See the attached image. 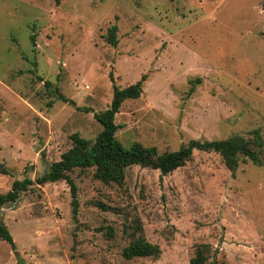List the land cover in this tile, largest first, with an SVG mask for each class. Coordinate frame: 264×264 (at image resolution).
Listing matches in <instances>:
<instances>
[{
    "label": "rangeland",
    "instance_id": "1",
    "mask_svg": "<svg viewBox=\"0 0 264 264\" xmlns=\"http://www.w3.org/2000/svg\"><path fill=\"white\" fill-rule=\"evenodd\" d=\"M142 78L114 118L123 147L238 136L264 163V0H0V195L47 172L72 135L93 142L113 88ZM71 178L75 217L63 181L2 207L14 246L0 241V264H189L199 250L207 264H264V169L248 160L230 171L195 151L166 176L129 167L122 187ZM138 238L159 257L126 260Z\"/></svg>",
    "mask_w": 264,
    "mask_h": 264
},
{
    "label": "trees",
    "instance_id": "2",
    "mask_svg": "<svg viewBox=\"0 0 264 264\" xmlns=\"http://www.w3.org/2000/svg\"><path fill=\"white\" fill-rule=\"evenodd\" d=\"M60 0H56L58 3ZM116 27L109 31L108 43L116 45ZM142 78L137 83L124 89L113 88L112 100L109 107L94 114L102 130L93 142H89L77 134L70 137L72 147L64 152L60 160L53 163L49 170L35 181L24 179L14 181L11 189L6 194L0 195V212L3 206L15 203L22 192H26L33 184L44 185L63 181L67 184L72 199V214L75 217L78 210L77 188L71 174L79 170L81 176H89L91 180L104 185H115L122 187L125 184L126 169L132 166L157 170L162 176H166L175 170L183 167L190 161L193 152L215 153L219 155L225 167L235 171L240 159L250 161L254 166L264 169V163L259 157V152L252 148L251 143L238 136L218 141H190L186 146L172 153L158 154L153 147L146 148L138 143L125 148L115 138L118 126L114 123L115 115L119 112L122 103L126 100H134L142 93ZM48 85V84H47ZM60 101L67 102L61 95L55 93ZM69 104L72 105L71 102ZM82 112H90L88 109H79ZM255 136H258L255 133ZM103 229H99L102 231ZM107 236L112 237V230H106ZM0 241L14 246L12 237L5 225L0 223ZM160 250L157 246L149 244L144 238L132 241L122 252L126 260L134 258L157 259ZM189 264H207V257L202 251H197L196 256L189 261Z\"/></svg>",
    "mask_w": 264,
    "mask_h": 264
}]
</instances>
